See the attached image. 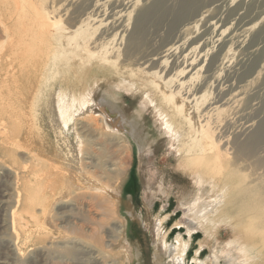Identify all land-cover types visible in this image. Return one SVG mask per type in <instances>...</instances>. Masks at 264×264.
<instances>
[{"label": "rangeland", "instance_id": "374dc122", "mask_svg": "<svg viewBox=\"0 0 264 264\" xmlns=\"http://www.w3.org/2000/svg\"><path fill=\"white\" fill-rule=\"evenodd\" d=\"M146 1L0 0V62L17 43L34 41L35 45L31 43V50L26 53L27 56L20 57L21 62L15 68L19 72L25 70L26 77L29 76L27 72L38 68L41 52L46 50L47 42L43 39L58 36L69 25V31L75 35L78 43L77 47L63 43L57 47L54 44L49 56L50 68L38 74V77L33 76L31 84L26 79L14 83V77L10 78L12 87L19 86L13 87L14 90L31 92L29 108L32 103L40 104L39 107L36 105L39 111L36 115L41 119L39 123L43 124L40 131L32 130L34 144L23 142L24 146L27 145L18 150V163L9 157H3V162H0V213L5 211L1 207L5 189H10L8 186L16 179L17 173L20 177L24 175L21 167L30 158L28 150L31 147L39 150L31 152V155H40L34 158L35 163L47 158L52 162L54 157L59 156L56 155L59 149H56L59 147L56 144L59 124L54 121V126L50 119L53 113L57 116L59 105L56 109L53 100L59 93L68 91L70 95L60 98H65L62 105L67 104L66 101L71 103L75 98L71 95L72 90L76 89L78 98L85 97L83 102L92 104L107 96L119 100L128 108L127 111L134 109L140 114L143 112V121H148L163 146L152 152L153 170L162 177L165 191H172L173 194L168 209L163 207L162 197L156 200L155 209L146 205L143 201V183L139 178L141 162L137 153L134 159L131 153H127V167H132L126 196L123 198L118 190L114 195L118 213L112 217L106 215L108 212L90 209L85 204L88 211L77 208L71 211L73 217L81 218L76 226L71 224L72 231L87 234L95 250L109 251L112 247L109 246L108 233L116 224L125 222L121 206L127 197H134L136 208L143 213L146 222V227L137 222L134 230L145 245L148 264H215L221 261L220 257L240 261L235 264H264V134L258 133L259 125L264 123V0H207L190 10H178L174 15L166 13L162 15L163 21H159L160 32L156 40L138 48L131 41L132 34L139 21L153 15L148 10L153 1L148 4ZM175 1L178 3L181 0ZM155 17L161 18L154 14L152 18ZM168 33L172 37L165 43L166 47L161 41ZM158 44L161 47L157 49H160L153 51ZM54 48L58 49L54 51L57 54H54ZM6 64L9 62L4 63L5 68ZM81 88H86V93ZM45 92H49V95ZM176 101L182 105L181 109L176 107ZM89 113L91 116L98 114L91 110ZM221 114L227 116L223 124L234 119L237 125L242 124L243 130L234 134L222 133V125L216 127L212 124ZM164 120L168 125L170 123L171 131L179 136L175 140L162 125ZM140 128L146 130V126ZM210 128L214 137L206 130ZM61 130L66 135V127L61 126ZM242 146L249 147L242 151L246 155L237 161L233 154L235 150L240 151ZM99 148L96 146V151ZM198 156L201 157L196 159ZM219 163L224 164V168L219 167ZM64 173L68 175L67 171ZM195 175L199 177H196L198 180ZM58 181H61L60 177ZM178 196L190 203L188 217L198 225L195 230L184 226L182 213L175 212ZM5 199L12 205L14 196L9 195ZM60 203L56 202L49 213L50 224L46 227L49 230L60 226L64 231L68 229L67 224L53 219L62 207ZM36 210L40 217V206ZM248 217L255 218L252 224L257 229H251L250 226H254L249 221L245 223ZM157 219L162 220L165 230L162 239L167 244L175 245L178 239H182L187 246L178 252L179 260H170L165 253L160 260H152V236L148 230L154 227ZM242 225L244 232L241 231ZM39 227V223L34 227L36 238L39 237ZM245 229L248 230L246 233ZM68 237L71 235L63 234L58 239L27 244L22 248L23 260H32L35 264L46 259L60 260L58 258L62 255L54 251L52 244L61 246ZM4 238L5 235L0 232V257L4 253ZM121 243L113 248L111 254L117 255L121 264H130V249ZM244 247H248L246 258L241 252ZM177 255L174 254L175 257ZM111 259L107 257L112 263Z\"/></svg>", "mask_w": 264, "mask_h": 264}, {"label": "bare ground", "instance_id": "6f19581e", "mask_svg": "<svg viewBox=\"0 0 264 264\" xmlns=\"http://www.w3.org/2000/svg\"><path fill=\"white\" fill-rule=\"evenodd\" d=\"M151 1H153V4L148 8V10L150 12L149 14L153 15H151L150 18L148 16V18H145V20L143 21H139V24L131 37V41H133L135 46H137L138 48H141L143 46L145 47L156 40L160 32L159 21H163L162 15L166 13H168L169 15H174L178 10L182 9L190 10L193 7L197 6L199 3L206 2L207 0H181L178 3L176 1L174 2V0H148L146 2L148 4L151 3ZM154 14L160 16L161 18L157 19L155 17L156 19H153L152 16H154ZM185 25L186 24H184V26ZM69 28H71V26L68 25L65 27V32L59 34L58 36L51 37L50 39H43L47 42L45 47L46 50H43L41 52L38 68H36L35 71L27 72L29 75L27 77L25 76V70L21 68L22 70L20 71V74L18 70H15V68L16 64H19L21 62L20 57L25 56L26 53L31 50L30 45H32V42L34 44V41L29 43L21 41L17 43L10 51V53L6 55L4 61H1L2 63L0 62V162H3V157H9L15 163H18V159L16 160L18 150L26 148L25 146L27 145L24 143V146L23 142L29 141V143L31 142L32 144H34L35 139L34 137H32V130L37 129L40 131V128H42L43 124H41V122L39 123V120L41 121V119L40 117L38 119L39 115H36V112L38 111V109H36V105L37 107H39L40 104L35 105V103H32L29 108L28 100L30 98L31 92L27 90L23 93V89L14 90L13 87L19 86L12 87V81L10 78L13 79L14 77V83L20 81L21 79H26V82L28 84H31L33 76L38 77V74H42L47 70L49 66V56L54 44L55 46L57 45V47L60 43H63L65 45L67 44L70 47H77L76 45L78 43L75 39V35L70 33ZM171 37V33H168L161 42L167 44ZM37 44L38 43L36 42V45ZM163 45L162 47H164ZM159 46V44L156 45V47L153 48V51L156 52L155 49H157V47ZM166 47L168 46L166 45ZM55 49L56 48H54L53 52H57L56 50L58 49ZM159 49H157V51ZM33 52L34 51H32V53ZM55 52L54 54H57ZM89 53L91 54L93 52L89 51ZM5 62H9V64H6V68L4 66ZM3 66L5 68V76H3L2 73ZM12 70H14L15 72L12 73ZM32 72H34V75L32 74ZM20 75L21 78H19ZM34 80L36 79L34 78ZM86 88H81L82 92H85ZM36 91L39 92V90ZM72 91L73 94L71 95H73L75 98L72 99L71 103L66 101L67 104L62 105V103L64 102H62V100H65V98H60V96L62 95H70L68 91L59 93L58 97L54 96L55 98L53 100L54 102H56V105H59V109L58 105L56 107V109H58L57 116H54V113L52 114L53 117H51L52 115L50 116V119L53 122L54 126H56V122L59 124L57 126V134H59L57 136V139H59L56 141V144H58L59 147H55L56 149L59 148L58 151L56 150L57 152L55 151L56 155L58 154L59 156L54 157L52 162H50V159L47 158L43 162H36V164L35 162H33L34 158L38 156L40 157V155H38V153H35L36 155H31V152L35 150L34 147H31V149L28 150V154L30 155L28 156V158H30L27 159V161L24 162L23 167H21L24 175L20 177V174L17 173L16 179L9 184L10 186H8L10 189L6 188L4 194L2 193L4 196V200L1 199V207H3V210L5 211L4 213H0V232L5 235V240L2 243L4 253L2 254L3 256L0 257V264H35L36 262H33L32 260H23L22 248L27 246V244L29 245V243L33 244L34 242L40 240L45 241L52 238L58 239L63 234L71 235V237L66 238L67 241L65 243L63 241L64 244L62 243L63 245L61 244V246L60 244H52V246L54 245L55 248L54 251L62 255L59 258L57 257L60 260L46 259L43 260L40 264H121V260H118L116 257L117 255L111 254V251L114 250L113 248H117L118 244L121 242V244L125 245L126 248L130 249V264H148L146 260L147 253L145 250V245L139 239L136 231L134 230L137 222L140 223L143 227H146L143 213L137 210L136 204L134 202V197H127L126 201L123 202L121 206L120 211L125 218V222L118 225L116 224L111 228L110 232L108 233V242L110 243L109 246H111L112 249H109V251L107 252L105 251V249H101L102 251H97L94 249V247L92 248V243L90 244L87 238L88 236H86L87 234H84V232L83 234H78L77 232L71 230L72 223H74L76 226L78 221L81 222V218L79 217L78 219H76L75 217H73L71 211L75 208L82 211H88V208L91 209L92 207L97 211H104L105 213L108 212L106 215L109 214L110 216L115 217V215L118 213V208L116 205L117 200L114 195L118 190V192H120V194L124 198L126 196V189L129 183V171L131 170L132 166L129 165L127 167V153H131L133 159L135 158L137 153V157L141 162L139 178L143 183L142 193L144 203L151 206V209H155L156 200L162 197L164 199L163 207L168 209L171 205V195L173 194V192H168L167 190L165 191L162 177L160 175H157V173L153 170L154 167L151 158L152 152L155 148H158L160 150L161 147H163L161 139L154 130H151L150 125L147 123L148 121H143L144 118L141 116V114L143 113L142 111L141 114L138 110L136 111L134 109L127 111L126 109L128 108H125V105L120 103L119 100H114L112 98H108L107 96H104L102 99L92 104L88 100V102H83V99L86 100L85 97L78 98L75 95L76 89H73ZM88 94L89 93H87L86 95ZM54 95H56V93ZM174 103L176 104V107L180 109L182 108V105L177 101ZM42 105L44 104L42 103ZM48 107L51 108V106L49 105ZM28 108L30 109L29 111H27ZM90 110L94 114L97 111L98 114L95 116H91L89 113ZM41 111L42 110H40V112ZM226 117V115L223 116V114H221L217 117L216 120H213L214 122H212V124L214 123L215 126L222 125V133H224L225 135L231 133L234 134L233 132L236 133V131L243 130L242 124L240 123L237 125L234 122V119L233 121L229 120L228 122L224 123V125L222 121L224 122V119ZM164 121L165 122H163V124L161 122V124L164 126L165 130L169 132L170 137L173 140L178 138L179 136H177L174 131H171L170 123L168 125V122L166 123V120ZM75 122H77L76 125L74 124ZM61 126L66 127V135H63ZM141 126H146V130L141 129ZM258 128V133L264 134V123L260 124ZM206 130H208L209 134L213 135L214 137V133L211 131V128L210 130ZM216 137L217 136H215V138ZM96 146H100L97 151L95 149ZM49 147L50 145L46 147L47 151ZM247 147L242 146L241 150L238 152L235 150L233 155L235 156V159L237 161H240L239 159L242 158V156L246 155V153L242 151L246 150L245 148ZM172 149L174 150L175 148L172 147ZM249 151L250 149L247 152L249 153ZM36 152H39V150ZM172 153H170L171 156H173ZM177 155L179 156L178 153ZM199 157L201 156L196 157V159ZM211 157L212 156H210L209 158ZM204 158L208 159L207 157ZM157 161L159 162L160 160L157 158ZM205 162L210 164V162L206 160ZM219 164V167L221 168L224 166V164ZM62 171L65 172L64 174H66L67 171L68 175H63ZM197 172L199 173L200 171L197 170ZM59 177L61 181H58ZM196 177L197 176L195 175V178ZM9 195L10 197L14 196L12 205L9 204L5 199ZM177 199L178 202L176 203L177 208L175 212L177 214L182 213L181 221L184 226L195 230L198 225L195 221L191 220L188 217L189 211L191 210V207L189 205L190 203H186L185 199L179 196L177 197ZM58 201L62 203V207L57 210V214L53 219H55V221H59L60 223H64L65 225L67 224L68 229H66L65 231L62 229L63 226L61 227L60 225V227L57 226L58 228H54L51 230L46 228L50 224L49 213L52 207H54L55 203ZM85 204H88L87 209L85 208ZM37 206H40V217H38L36 214ZM254 219L255 218L253 217H248V220L246 219L245 223H248L249 221V223L252 224V221ZM72 220H76V222H72ZM257 222L258 221H256V223ZM37 223L40 224V227L37 230L39 232L38 238H36V236L34 235V227L35 225H37ZM243 225L241 226L242 232H244ZM250 227L251 229L255 230L256 225L254 226V228H252V226ZM246 230L247 229H245V233ZM164 231V225L161 219H157V221L154 222V227L152 228L151 226V228L148 230L149 234L152 236V241L150 240L152 242L151 244L153 249V253L151 252L152 260H160L164 253L166 254L167 258L169 257L170 260H179V253L185 247L184 241L182 239H178L175 245L167 244V242L162 239V234L164 233ZM49 246L51 247V245ZM45 249L48 250V248L46 247ZM247 249L248 247H244L241 249V252L243 253L241 254L245 258L248 255ZM42 251L44 250L42 249ZM175 253L178 254L176 257L174 256ZM47 254L48 253L46 252V255ZM48 256H50V254ZM107 257H112L113 260H111L113 262L111 263L110 260H107ZM126 258H128V256ZM220 259L221 261L215 264H235L237 262L234 260V258L227 260V258L220 257ZM237 263H240V261H238ZM246 263L249 264V262Z\"/></svg>", "mask_w": 264, "mask_h": 264}]
</instances>
